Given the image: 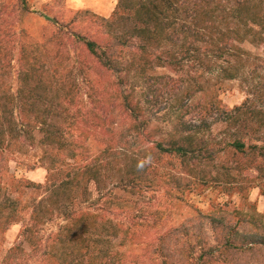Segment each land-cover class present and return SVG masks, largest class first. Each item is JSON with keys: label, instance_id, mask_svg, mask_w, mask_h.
<instances>
[{"label": "trees", "instance_id": "trees-1", "mask_svg": "<svg viewBox=\"0 0 264 264\" xmlns=\"http://www.w3.org/2000/svg\"><path fill=\"white\" fill-rule=\"evenodd\" d=\"M25 2L22 0L24 8ZM98 20L107 35L103 44L79 33H71L72 40L82 44L101 66L123 73L119 85L130 80L132 90H143L149 108L160 96L155 83L164 79V75L152 76L151 71L166 68L181 85L174 105L168 108L175 116L172 128L165 131L161 125L150 128L146 106L135 100L132 90L121 91L122 107L132 123L124 135L104 128L102 123L91 130L103 143L93 156L83 141L69 137V130L62 127L68 120L73 91L56 70L46 67L49 49L36 48V55L26 53L28 68L20 90L0 93V172L8 154L21 152L27 145L25 140L35 141V132L40 135L36 142L44 150L41 164L50 175L61 173L58 162L83 158L81 163L66 164L64 176L58 179L44 184L30 182L43 193L30 204L22 230L24 242L35 247L40 243L38 234L44 221L63 214L66 224L54 235V243L59 244L54 257L65 264H82L85 257L87 264H104L102 253L108 248L102 249L100 244L110 242L108 237H118L122 225L96 212L94 201L101 200L107 207L120 206L113 190L140 191L151 183L154 160L164 155L179 157L186 175L193 177L180 189L198 183L232 187L236 177L216 162L217 154L225 150L245 155L261 170V176L264 173V57L245 46L258 47L264 40V0H117L112 15ZM114 48L127 50L123 61L114 55ZM232 80H237L248 95L241 104L226 109L215 93L222 83ZM199 92H204L207 102L196 110V105L189 103ZM191 111L199 117L186 119ZM220 122L224 127L219 137H207L205 132ZM147 141L149 147L145 146ZM246 165L247 161L237 164V169L242 171ZM91 185L97 199H92ZM82 203L86 208L76 209ZM18 213L14 201L3 192L0 178V232L21 219ZM207 217L215 231H221L227 250L252 254L264 248V234L246 228L248 220L242 219L244 224L238 225L212 212ZM123 233L121 238H127L126 231ZM16 250L8 251L5 264L13 261ZM92 252L97 254L95 260L89 256ZM56 263L46 259L41 264Z\"/></svg>", "mask_w": 264, "mask_h": 264}, {"label": "rangeland", "instance_id": "rangeland-1", "mask_svg": "<svg viewBox=\"0 0 264 264\" xmlns=\"http://www.w3.org/2000/svg\"><path fill=\"white\" fill-rule=\"evenodd\" d=\"M25 1L26 8L22 0H0V93H17L20 90L22 75L28 68L26 53L29 56L36 55L35 52L40 49H49L51 56L46 67L51 71L56 70L61 80L73 91L68 120L62 127L69 130V137L83 141L93 156L103 147V143L91 130L98 128L101 123L104 128L127 134L132 120L122 107L121 91L127 92L132 87L130 80L119 85L120 76L124 74L101 66L87 54L82 44L72 40L71 33L82 34L103 44L107 35H104L98 19L110 17L117 0ZM48 17L54 18L56 22ZM245 46L264 57V40L258 47L249 44ZM36 48L38 50L33 51ZM129 50L132 52L134 47L131 46ZM113 53L119 61H123L127 50L114 48ZM150 74L164 75L163 80L155 83L160 92L158 101L154 107L149 108L141 94L143 90L139 87L132 90L136 94L135 100L146 106L145 117L150 119V128L161 125L164 131L169 130L175 116L172 109L168 108L174 105L181 83L166 68H156ZM247 95L237 80L222 83L215 93L216 99L226 109L241 104ZM206 102L204 92H199L189 104H195L198 110ZM195 112L191 111L186 119L199 117ZM206 118L212 120L213 117ZM223 127L222 122L217 123L205 134L207 137H219ZM39 137V133L35 132V141L25 140L26 147L21 152L8 154L7 161L1 165L3 192L14 201L21 219L12 221L8 228L0 232V264H5L8 251L14 247H17L13 254L16 258H11L13 261L10 264H41L46 259L57 261L56 264H65L62 259L54 257L59 252V244L54 243V235L66 224L63 214L56 213L44 221L38 234L40 243L35 247L32 245L34 248L24 242L22 230L30 215V204L43 193L42 189L30 185V182L44 184L50 179H58L64 176L66 164L81 163L83 158L77 156L75 160L67 158L66 161L58 162L57 167L61 168V173L59 171L50 175L45 165L41 164L44 150L36 142ZM145 146L149 147L150 142H145ZM244 161H247V165L239 171L237 164ZM216 162L236 177L230 183L232 187L224 189L213 183H198L196 187L180 189L193 177L186 175L179 157L164 155L158 161L154 160L155 169L149 176L151 183L144 184L140 191L132 193L118 188L113 190L119 196L120 206L107 207V204H101L103 201L95 200L93 207L96 212L122 225L118 237H108L112 244H100L102 249L108 248L102 253V262L264 264V248L254 250L252 254L227 250L221 231H215L207 217L212 212L214 216L238 225L244 224L240 220L245 219L249 221L245 226L252 233L264 234V173L261 176V170L254 168V163L252 165L245 155L232 150L219 152ZM91 187L92 199H97L98 193ZM103 206L106 207L104 211ZM78 208H86L85 203L78 204ZM123 231H126L128 239L121 238L125 233ZM96 255L92 252L89 256L95 260ZM86 258L82 264H87Z\"/></svg>", "mask_w": 264, "mask_h": 264}]
</instances>
